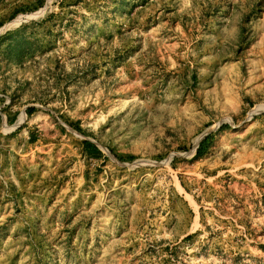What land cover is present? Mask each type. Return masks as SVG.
<instances>
[{"label":"rangeland","instance_id":"374dc122","mask_svg":"<svg viewBox=\"0 0 264 264\" xmlns=\"http://www.w3.org/2000/svg\"><path fill=\"white\" fill-rule=\"evenodd\" d=\"M0 264H264V0H0Z\"/></svg>","mask_w":264,"mask_h":264},{"label":"trees","instance_id":"16d2710c","mask_svg":"<svg viewBox=\"0 0 264 264\" xmlns=\"http://www.w3.org/2000/svg\"><path fill=\"white\" fill-rule=\"evenodd\" d=\"M86 143H88V142H86ZM202 143H205V139L202 141ZM202 151H201V148H198L197 149V153L199 154V153H201Z\"/></svg>","mask_w":264,"mask_h":264}]
</instances>
